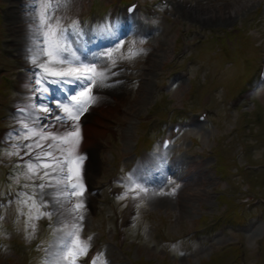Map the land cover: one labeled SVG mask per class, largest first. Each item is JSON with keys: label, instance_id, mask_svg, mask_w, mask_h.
Segmentation results:
<instances>
[{"label": "rangeland", "instance_id": "obj_1", "mask_svg": "<svg viewBox=\"0 0 264 264\" xmlns=\"http://www.w3.org/2000/svg\"><path fill=\"white\" fill-rule=\"evenodd\" d=\"M28 1L0 0V131L26 120L11 111L24 105L26 118L48 125L37 133L60 137V131L91 128L76 148L59 139L40 141L52 145L56 162L69 159V149L85 162L86 147L95 140L98 163L87 184L80 176L84 196L77 198L61 175L44 177L40 165L48 158L22 161L26 146L39 139L29 136L31 130L0 143V196L27 189L21 201L0 206V264H69L62 254L77 236L88 246L86 255L97 251L95 264H264V80L258 76L264 0H139L129 24L123 10L131 0H66L53 18L77 55V44L91 37H123L89 61H73L74 67L95 61L104 81L92 86L95 102L79 120L56 121L55 113L50 124L34 114L72 101L43 93L44 83H36L45 81L39 65L48 60L40 54L43 0ZM220 7L224 16L205 13ZM30 17L34 28H19ZM205 110L208 119L197 121ZM175 124L183 127L163 160L160 138L171 135ZM32 151V157L47 152ZM30 162L37 166L34 177ZM57 185L65 202L49 197L60 195ZM63 207L74 219L60 224ZM86 255L76 264H85Z\"/></svg>", "mask_w": 264, "mask_h": 264}, {"label": "snow or ice", "instance_id": "obj_2", "mask_svg": "<svg viewBox=\"0 0 264 264\" xmlns=\"http://www.w3.org/2000/svg\"><path fill=\"white\" fill-rule=\"evenodd\" d=\"M63 2L66 0H43V3L40 5V24L45 29L43 32L44 38V47L41 49V53L48 58L46 63H41L39 67L43 70L45 77H55L50 81L53 85H73L74 87L70 91H65L63 88L58 89L61 93L64 94L65 99L72 101L71 106L66 103H57L56 108L65 113V116L59 114L55 115L56 121H64L65 118L71 121H77L80 119L81 115L87 110V106L94 103V97L92 96V86H99L103 83L105 78V73L103 71H98L96 67V62L94 61L91 66L87 64L80 63L78 66H72L73 61L79 62L81 57L68 46L66 41V30L60 26L59 18H53V12L58 10ZM75 28V24L72 25ZM119 50L118 48L116 49ZM108 57L112 56L111 52L106 53ZM36 63V60H33V64ZM55 65H67L64 68H56ZM38 85L44 83V81L36 80ZM76 89H79L78 91ZM45 94H48L50 89L43 87L40 89ZM38 99H41L38 97ZM47 116L40 117V121H44L49 116L53 114L52 109L49 106H45L41 109ZM43 127L48 125L44 124ZM27 128V125H25ZM78 131L71 132L69 131L64 137H57L53 134H43L32 131L29 133L30 137L38 136L39 139L34 144H29L26 147L29 149L25 154L30 158L35 155L32 149H41L43 150L44 145L40 141L44 140H60L62 143H78ZM75 138V141H73ZM49 148L52 145H48ZM73 150L69 149L68 157L71 159ZM52 154L50 152H43V157H37V159H44L50 157ZM53 159H55L53 157ZM84 157L77 156L75 161H72V164L75 167H67L62 165L59 170L64 171L67 167L66 179L69 181V186L72 189L71 195L77 198L84 196V185L80 182V168L79 165L83 163ZM57 164H60L59 161L56 164L44 162L40 165L43 169L47 171L44 172V177H51L57 172ZM27 170L29 173L35 176L37 172V166L34 163L27 164ZM43 178V177H42ZM75 181V182H72ZM39 188L43 189L44 184L38 185ZM82 204H77L76 208L79 209L82 207ZM42 215V213H41ZM69 236H72L73 233L69 232ZM88 246L86 243H83L79 237H75L70 244L66 245V252L62 254V259L69 262V264H76V260L80 255H86ZM95 264V261H93Z\"/></svg>", "mask_w": 264, "mask_h": 264}, {"label": "bare ground", "instance_id": "obj_3", "mask_svg": "<svg viewBox=\"0 0 264 264\" xmlns=\"http://www.w3.org/2000/svg\"><path fill=\"white\" fill-rule=\"evenodd\" d=\"M28 0H14V2L13 3H19V4H21V5H24V3L25 4H28ZM222 8L220 7L219 9H217V10H215V9H213V10H208V11H205V13H207V15L209 14V15H211V16H214V17H220V16H224V13L222 12ZM220 14L219 16H217L216 14ZM30 19V22L27 24V25H25V24H21L20 26H19V28H23V29H25V27L27 26V28H34V26H35V22H34V18H32V17H30L29 18ZM36 60V61H38V59L36 58V57H34L33 58V60ZM31 63H33V62H31ZM115 99H117V98H115ZM116 101H118V100H116ZM56 104L57 103H55L54 105H55V108L53 109V108H51L52 109V112H53V114H55V113H57V114H62L63 112H61V111H59L57 108H56ZM35 115V118L38 120V121H40L39 120V118L40 117H45V116H47V114H45L43 111L42 112H37V113H35L34 114ZM89 116H88V114H86L85 115V118H88ZM51 119H52V115L51 116H49L47 119H45L44 121H41L40 123H42V122H45V123H51ZM107 119H103V120H101L100 122H102V123H105V122H107L106 121ZM122 120H127V118L125 117V116H123L122 117ZM31 122H36V121H27L26 120V122L24 121V122H22L21 124H27V123H31ZM129 124V121H127L125 124ZM36 125L34 126V129H31V130H33V131H35V132H38L39 130H38V128L40 129L41 127H42V125H39V124H37V123H35ZM85 130V128H82V129H78V138L80 139V141H79V139H78V143H75V142H73V143H68V145H70V146H72V147H74V148H76V146L79 144V142H82L83 141V139H84V137H88L89 135H88V133H90L89 131L91 130V128L89 129L88 128V131H84ZM92 131V130H91ZM75 132H77V131H75ZM59 135H60V137H64V136H66L67 135V133H64V134H62L61 133V131L58 133ZM73 141H75V138H73ZM46 142V141H45ZM44 142V143H45ZM87 149H86V151H85V154H86V161L84 162L83 161V163L82 164H80L79 165V168H80V176H83V178H85V180L84 181H86V182H88V178H89V172H93L94 170H95V168L97 167V163H98V161H97V158H96V149H97V142L95 141V140H92L91 141V143L86 147ZM74 155V154H73ZM48 159L50 160V163H53V164H56V160L55 159H53V156H50V157H48ZM75 159L76 158H74V156H72L71 157V159H68V164H70L73 168L75 167V165L74 164H72V161H75ZM64 160H67V157H66V155H63L62 157H61V160L59 161V162H61V161H64ZM59 166H58V164H57V170H59ZM165 169H166V171L168 172V171H171V172H173L172 171V168H169V167H165ZM147 178H149V173H147ZM61 179V178H60ZM157 182H159V180L157 181ZM67 183V182H66ZM61 187H62V185H57V192H59L60 193V190H61ZM49 197L52 199V200H54V201H63V202H65V200H66V195H65V192H61L60 193V195H58L57 197H55V196H53L52 195V193L51 192H49ZM89 198V197H88ZM61 214L58 216V219L60 220V224L62 223V221L64 220V218H67V217H70L71 216V218L70 219H68L67 220V222H69L71 219H74V216H72V214H71V209L70 208H67V207H63V208H61ZM60 233V232H59Z\"/></svg>", "mask_w": 264, "mask_h": 264}]
</instances>
